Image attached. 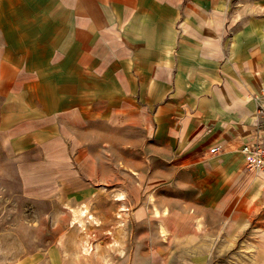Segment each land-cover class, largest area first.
Instances as JSON below:
<instances>
[{
	"label": "crops",
	"instance_id": "crops-1",
	"mask_svg": "<svg viewBox=\"0 0 264 264\" xmlns=\"http://www.w3.org/2000/svg\"><path fill=\"white\" fill-rule=\"evenodd\" d=\"M262 94L264 0H0L2 137L39 165L63 150V197L99 195L81 166L99 179L101 149L128 167L141 252L264 258V175L241 153Z\"/></svg>",
	"mask_w": 264,
	"mask_h": 264
},
{
	"label": "rangeland",
	"instance_id": "rangeland-1",
	"mask_svg": "<svg viewBox=\"0 0 264 264\" xmlns=\"http://www.w3.org/2000/svg\"><path fill=\"white\" fill-rule=\"evenodd\" d=\"M53 151L58 154L53 163L39 165L35 161L44 160L47 150L12 153L0 133V264H188L180 254H165L162 245L140 251L139 230L127 228L119 193L129 185L128 167L101 149L99 179L90 164L81 166L83 187L99 195L63 197V150ZM83 206H88L84 227L74 220ZM259 256L254 264H264ZM233 258L227 263H253Z\"/></svg>",
	"mask_w": 264,
	"mask_h": 264
},
{
	"label": "built area",
	"instance_id": "built-area-1",
	"mask_svg": "<svg viewBox=\"0 0 264 264\" xmlns=\"http://www.w3.org/2000/svg\"><path fill=\"white\" fill-rule=\"evenodd\" d=\"M259 114L261 116V132L242 145L241 153L244 157L245 167L249 172L264 175V94L259 100ZM216 150L217 148H212L211 152Z\"/></svg>",
	"mask_w": 264,
	"mask_h": 264
},
{
	"label": "bare ground",
	"instance_id": "bare-ground-1",
	"mask_svg": "<svg viewBox=\"0 0 264 264\" xmlns=\"http://www.w3.org/2000/svg\"><path fill=\"white\" fill-rule=\"evenodd\" d=\"M85 205V204H84ZM87 211H88V206H83L81 209H80V212H78V215H80V216H78V217H76L74 220L76 221V222H79L82 226L84 225V222H86V220H83V216L84 215H86V213H87ZM80 213V214H79ZM89 217V216H88ZM91 217V216H90ZM91 218H93V217H91ZM89 219V218H88ZM95 221V220H94ZM93 221V222H94ZM84 227V226H83Z\"/></svg>",
	"mask_w": 264,
	"mask_h": 264
}]
</instances>
